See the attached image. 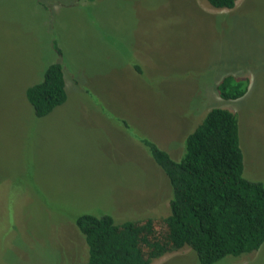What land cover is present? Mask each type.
Wrapping results in <instances>:
<instances>
[{
  "label": "rangeland",
  "instance_id": "1",
  "mask_svg": "<svg viewBox=\"0 0 264 264\" xmlns=\"http://www.w3.org/2000/svg\"><path fill=\"white\" fill-rule=\"evenodd\" d=\"M57 60L67 99L36 117L25 89ZM225 74L247 79L239 99L217 95ZM214 107L235 114L243 176L264 185V0H0V264H87L82 214L152 219L149 255L170 190L139 139L178 160ZM149 264L199 263L185 246ZM213 264H264V242Z\"/></svg>",
  "mask_w": 264,
  "mask_h": 264
},
{
  "label": "trees",
  "instance_id": "2",
  "mask_svg": "<svg viewBox=\"0 0 264 264\" xmlns=\"http://www.w3.org/2000/svg\"><path fill=\"white\" fill-rule=\"evenodd\" d=\"M206 1L212 8L228 10L236 2ZM53 46L60 56V50ZM133 67L139 73L140 66L134 63ZM65 77L66 70L57 60L45 67L39 81L26 87L24 95L36 117L49 114L66 101ZM247 85V79L225 74L215 90L222 100L233 101L246 93ZM139 141L168 180L165 239L152 242V251L144 256L140 243L155 237L152 219L142 224H118L107 214L78 215L74 225L87 246V264H149L165 250L185 246L199 264H213L227 255L238 256L259 248L264 242V185L243 176L238 122L233 112L210 108L185 136L184 153L178 160L149 139Z\"/></svg>",
  "mask_w": 264,
  "mask_h": 264
}]
</instances>
